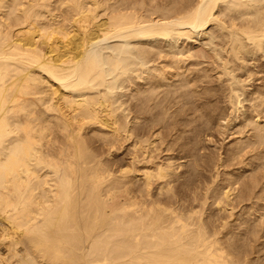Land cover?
<instances>
[{
  "label": "bare ground",
  "instance_id": "1",
  "mask_svg": "<svg viewBox=\"0 0 264 264\" xmlns=\"http://www.w3.org/2000/svg\"><path fill=\"white\" fill-rule=\"evenodd\" d=\"M200 36L225 89L183 75ZM262 59L264 0H0V264H264Z\"/></svg>",
  "mask_w": 264,
  "mask_h": 264
},
{
  "label": "rangeland",
  "instance_id": "2",
  "mask_svg": "<svg viewBox=\"0 0 264 264\" xmlns=\"http://www.w3.org/2000/svg\"><path fill=\"white\" fill-rule=\"evenodd\" d=\"M207 29H208V28H207ZM217 29H218V28H217ZM217 29H213V30H217ZM207 31L209 32V29H208ZM211 31H212V30H211ZM211 31H210V32H211ZM208 32H207V33H208ZM210 32H209V35H210V37H211V33H210ZM202 36H203V35H202ZM202 36H200L201 38L198 37V42H199V44L203 41L202 38H203L204 36H203V37H202ZM206 36L208 37V34H207ZM207 37H206V38H207ZM159 38H161V37H159ZM159 38H158V39H159ZM208 38H209V37H208ZM208 38H207V40H205L206 42H208ZM151 39H152V40H151ZM151 39H149V40H150V41H153V40H154L153 38H151ZM156 39H157V38H155V40H156ZM158 39H157V41H156V45H157V42H158V41H160V40L162 41L163 37H162V39H160V40H158ZM191 39H192V38H191ZM191 39H190V42L187 41V40H189V39L185 40V43H184V44H183L184 41H183V42H180L181 40H179L178 42H176V43H178L179 45H178V44H175V43L173 42L176 46H178V47L180 46V49H181V45H183L184 50H185V48H186V50H187L188 47H189V49H191L190 52H191V51H192V53L194 52V57H193V58H195V55L197 56V54H198V57H199V60H198V61H197V59H198L197 57H196V59H193L194 61L192 60L193 62H192L190 59H187L188 61H185V62H187V63H185V66L188 65V64H189L188 66L191 65V67H189V68H188V66H186L187 68H186V67L184 68V69L187 70L186 74L183 73V72H185L184 69H182V70H184V71H181V69H180V71L183 73V75H185V76L188 75V76H187L188 78H190L191 76H192L191 78H193L194 76H196L197 78H199V77L201 78V76L206 75V74H204V73L206 72V71H204V69H205V70L208 71V72H206V73L211 74V75L208 74L209 77L212 76V75H214L215 78H214L213 76L210 77V79L212 78V81L210 80V82H209V81H207V80H209L208 77H207V76H204V77H206L207 79L203 77V78H201V79H203V80H202L203 83H201L202 81H199L198 83H199V84H203V85H208V84L211 83L212 86H215V87H216V85L221 84V83L216 79V78H218V77H217L218 75L216 74V72H214V71H216V70L213 69L214 71H210V69L212 70V68H213L212 66H213V65L210 64L209 62L206 63L207 58L204 59L205 56H204V58H203V57L201 58V56H203V55H201V53H202L201 51H204V52L206 53V50H208L210 47H211V51H209V52H210L209 55H211V53L213 52V51H212V46H211V45L208 46V45H206V43H201V44H200L201 46H200L199 44L197 45L198 42H197V43H196V41L193 42L195 38H194L193 40H191ZM199 39H200V40H199ZM146 40H147V39H146ZM155 40L153 41L154 44H155ZM165 40H166V38H164V40H163V44H162L161 41H160L161 43L158 42V43L161 44V45H160V44H158V45L161 46V47H163L164 45H166V46L168 45L167 49L163 47L164 49L167 50L166 54L168 55L169 51L171 52L172 50H176L177 47H176V49H174L175 46H174V47H171L172 49L169 48V47L172 46V45L169 44L170 41H169L168 39H167L168 41H167V40L165 41ZM201 40H202V41H201ZM217 40H218V39H217ZM113 41H114V42H115V41L117 42V40H111V42H113ZM164 41H165V43H166V42H169V43H168V44H167V43L165 44ZM209 41H210V40H209ZM213 41L215 42L216 40H213ZM109 42H110V41H109ZM111 42H110V44L112 45ZM132 42H133V41H132ZM153 42H152V43H153ZM171 42H172V41H171ZM179 42H180V43H179ZM192 42H193V44H192ZM104 43H105V45H106V42H104ZM104 43H102V44H104ZM152 43H151V44H152ZM173 43H171V44H173ZM186 43H187V44H186ZM190 43L192 44V46H191ZM209 43H210V42H208L207 44H209ZM215 43H219V41H217V42H215ZM107 44H109V43H107ZM110 44H109V45H110ZM113 44H114V43H113ZM131 44H132V46H134L135 42H134V44H133V43H131ZM174 44H173V45H174ZM180 44H181V45H180ZM195 44H196V45H195ZM202 44L206 45L205 47H207V49H206ZM162 45H163V46H162ZM169 45H170V46H169ZM194 45H195V46H194ZM187 46H188V47H187ZM183 48H182L181 50H183ZM200 48H201V49H200ZM168 49H169V50H168ZM170 49H171V50H170ZM204 49H205V50H204ZM166 50H165V51H166ZM177 50H178V49H177ZM177 50H176V51H177ZM178 51H179V50H178ZM195 51H197V52H195ZM107 52L109 53V51H107ZM223 53H224V52H223ZM166 54H165V56H167ZM202 54H203V53H202ZM212 54H213V53H212ZM206 55H208V53H207ZM169 56H170V55H169ZM259 56H260V55H259ZM260 57H261V56H260ZM133 58H135V57H133ZM200 58H201V59H200ZM135 59L137 60V58H135ZM167 59H169V57H167ZM133 60H134V59H133ZM136 60L133 61V62H136ZM163 60H164V59H163ZM200 60H201V62H204V60H205L204 63H206V64H208V65L210 64V65H209L210 67H209V66H206L205 64H201ZM262 60H264V59H262ZM189 61H190V62H189ZM207 61H208V60H207ZM137 62H138V61H137ZM137 62H136L135 64H138ZM160 62H162V60H160ZM194 62H196V63H194ZM263 62H264V61H263ZM193 63H194V64H193ZM197 63H198V64H197ZM139 64H140V63H139ZM139 64H138V66H140ZM192 64H193L194 66H193ZM195 64H196V65H195ZM200 64H201V66H200ZM198 65L203 69L202 72H200V70H202V69L200 68V70H199ZM202 65H203V66H202ZM204 65H205V66H204ZM146 66H149V67L154 66V63H152L151 66H150V63H149L148 65H146ZM196 66H197L198 69L196 68ZM149 67H147V69H149ZM194 67H195V68H194ZM203 67H205V68H203ZM140 68H143V70H145L146 67L144 68L143 66H141V67H139V69H140ZM191 68H192V70H190ZM207 68H208V69H207ZM147 69L145 70V73H144V74H147V73H148V72L146 73ZM196 69H197V70H196ZM193 70H196V71H193ZM139 71H140V70H139ZM181 72H180V73H181ZM188 72H189V73H188ZM191 72H192V73H191ZM193 72H194V73H193ZM195 72H196V73H195ZM199 72L201 73V75L199 74ZM210 72H211V73H210ZM212 72H213V73H212ZM137 73L139 74V72H136V73L134 72L133 74L136 75ZM202 73H203V74H202ZM240 73H241V71H240ZM133 74H132V75L130 74L132 78H133ZM189 74H190V76H189ZM193 74H194V76H193ZM215 74H216L217 76H215ZM261 74H263V75L260 76ZM135 75H134V77H136ZM199 75H200V76H199ZM185 76H184V77H185ZM255 76H256L255 79H257V81H258V79H259L258 82L263 83L264 80L262 79V77H264V72H263V73H260V74L258 73V74H256ZM257 76H258V77H257ZM259 76H260V78H259ZM114 77H115L114 74H113V76L111 75L112 80H114L113 82H115V80H117V79H116L117 75H116L115 78H114ZM117 78H118V77H117ZM213 78H214L215 81L213 80ZM225 78H226V77H225ZM118 79H119V83H122V82H121L122 80L120 81V78H118ZM121 79H123V78H121ZM137 80H138V79H136V81H137ZM139 80H140V79H139ZM172 80L175 81L176 78L173 77ZM134 81H135V79H134ZM136 81H135V84H136V83H137L138 85L140 84V85H142V87L139 85V88H138V85L136 84L137 86H134V88L132 87L133 89H131L130 87L128 88L127 86H125V84H126L125 82H126V81L123 82V83H124V86H123V84L121 85V84L117 83V82H118V81H117L116 83H117V85H118L120 88L117 87V88H116L117 91L115 90L116 92H114V94L116 93V94H118V96H119V95L124 96V94H125V96H124L123 98H121V97L119 98V100L121 99V101H122V99H127L128 97H129L128 99H130V98L132 97V96H130L129 92H127L128 89H130V92H134L135 90L140 89V90H138V91H140V92L142 91L141 93L145 94V92H144L143 90H141V89H144V87L146 88L147 86H149L150 83L148 84V80L146 81L147 84L144 82L145 80H143V81L140 80L141 83L143 82L142 84L140 83V81H138V82H136ZM178 81H179V80H178V78H177V81H176L175 84H174L175 86L178 85V83H179ZM205 81H206V82H205ZM257 81H256L255 83L258 85V82H257ZM207 82H208V84H206ZM215 82H216V84H215ZM170 83H171V82H170ZM212 83H214V84H212ZM218 83H219V84H218ZM260 83H259V84H260ZM176 84H177V85H176ZM145 85H147V86H145ZM191 85H192L193 88L195 87V86H193L192 83H191ZM221 85H222V86H221ZM221 85H219V86H220L221 88L223 87V88L225 89V85H226V83H225V85H224V83H222ZM223 85H224V86H223ZM189 86H190V85H189ZM123 87H126L127 89H125V88H123ZM140 87H141V88H140ZM172 87H173L174 90H175V87H174V86H172ZM192 87H189V88H187V89H190V88H192ZM199 87L202 88L203 86L200 85V86H198V88H199ZM184 88H186V87H184ZM184 88H182V89H184ZM216 88H217V87H216ZM161 89H163V91H162V90H160L161 92L159 91L160 93H162V94H160V96L164 95L163 92H165L164 89H166V87H165V88H161ZM133 90H134V91H133ZM184 90H186V89H184ZM182 91H183V90H182ZM191 91H192V90H191ZM216 91H217V90H216ZM140 92H139V94L137 93V95L143 98L144 95L141 96V95H140ZM159 92H158V93H159ZM179 92H180V91H179ZM179 92H177V93H179ZM121 93H122V94H121ZM134 93H136V91H135ZM147 93H148V92H146V95H147ZM177 93H176V94H177ZM128 94H129V95H128ZM132 94H133V93H132ZM126 95H128L127 98H126ZM146 95H145V96H146ZM116 96H117V95H116ZM133 96H134V95H133ZM135 96H136V95H135ZM135 96H134V97H135ZM134 97H133V98H134ZM191 97H193V96H191ZM191 97L189 96V99H190ZM117 98H118V97H117ZM133 98H132L131 100H129L128 102H126V100H123L124 102L128 103V108L131 107V106L134 105V104H135V105L137 104V102H135V101L137 100V98L135 97L134 100H133ZM135 99H136V100H135ZM191 99L193 100V98H191ZM221 99H222V97H221L218 101H216V102H217V103L220 102L219 105H220L221 107H222V106H223V107H224V106L226 107V108L224 107V108H225L224 112L226 111V113H230L231 110H227V108L229 107V102L227 101L228 98H225V97H224L222 100H221ZM131 101L134 102V103H133V104H130V103H132ZM137 101H138V100H137ZM224 101H225V103H224ZM226 101H227V102H226ZM243 101H245V102H243ZM243 101H242V103H243V104L245 103L244 106H245V107L247 106V107L245 108V107L243 106V104H241V103H239V104H241L240 106H239L238 104H237L238 106L236 105V112H237L238 114H237V116L235 117V112L233 111V114H234L235 120H234V122L231 123L230 128L228 129V131H226L227 134H226V133H225V134H221V135H222V136H221V135H220V132H219V129H220L219 126H220V123L223 124V125H224V124L226 125L227 122H226V121L218 122V123H219V126H218V123L216 122V120H214V121H215L214 125H211L212 128H211V130H208V131H209V133H211V134L213 135L212 137H213V138L215 137V138L213 139V138L210 136L211 134H209L208 137H210V139L212 138V140H213L214 142H216L217 147H213V148H211L212 146H214V145H216V144L213 143V141H212V142H209V144H208V142H206V140L208 141V138H207V137H206V138L203 137L202 139H206V140H202V142H201V144L205 146V149H204L205 152H204V150L201 151V152L206 153V156H204V157H208L209 154L212 153V152L215 153L217 149H219V152H220V151H221L220 149H222V148H223V149H222L221 152H222V154H224L223 156H225V155H226L225 152H227V150L231 147V145H233L232 142H236V141H235L236 139H238L237 141H239V138L241 137V135H239V133H237V132L239 131L240 128H237V129H236V127L239 126V123L241 124V121H242V119H243L242 111L245 110V109H247L248 106H249V101H248V102H247V100H243ZM138 102H139V101H138ZM126 103L124 104V107L126 106ZM129 104H130L131 106H129ZM138 104H140V103H138ZM246 104H247V105H246ZM135 105H134V106H135ZM227 105H228V106H227ZM134 106H132L131 108H134ZM242 106H243V107H242ZM238 107H239V108H238ZM237 108H238L239 110H238ZM240 108H243V109H240ZM244 108H245V109H244ZM228 109H229V108H228ZM237 110H238L239 112H238ZM240 110H241V111H240ZM229 111H230V112H229ZM233 114H232V115H233ZM130 116H131V115H130ZM238 116H239V117H238ZM240 116H241V117H240ZM130 118H131V117H129L128 119H130ZM236 119H237V120H236ZM238 120H239V122H238ZM216 124H217V125H216ZM240 126H241V125H240ZM213 127H214V128H213ZM215 127H216V129H215ZM213 129H214V130H213ZM233 129H234V130H233ZM236 130H238V131H236ZM211 131H212L213 133H212ZM234 131L236 132V135L238 134L237 136H234L235 133H234V135H233L232 132H234ZM218 132H219V133H218ZM187 133H188V132H186V133H184V134L186 135ZM174 134L177 135V133H174ZM217 134H218V135H217ZM176 135H174V137H175ZM226 135H227V136H226ZM230 136H233V137H235V138H232V137H230ZM238 136H240V137H238ZM226 137H227V138H226ZM223 138H224L225 140L227 139L226 141H228V138H229L230 140L226 143V142H224L225 140H224ZM231 138H232V140H231ZM220 139H221V141H218V140H220ZM222 140H223V141H222ZM231 141H232V142H231ZM125 142H126V141H125ZM125 142L122 143V144L124 145V146L122 145L123 147H121V151H122V152L119 151V152H117V154H118L119 156H122L123 158H125V159H124V162H125V161L127 162V160H128L127 157L129 156L127 153H129V151H130V147H129V142H126V144H125ZM203 142H204V143H203ZM221 142H222V143H221ZM206 143H207L208 145H207ZM210 143H212V144H210ZM229 143H230V144H229ZM221 144H222V145L224 144V145L221 146ZM225 144H226V146H225ZM228 144H229V145H228ZM209 145H210V146H209ZM218 146H221V147L218 148ZM209 147H210L211 149H210ZM226 147H227V148H226ZM122 148H123V150H122ZM127 148L129 149V151L127 150ZM215 148H217V149H215ZM119 150H120V149H119ZM206 150H207V152H206ZM208 152H209V153H208ZM217 152H218V150H217ZM119 153H120V154H119ZM127 155H128V156H127ZM207 155H208V156H207ZM105 156H106V155H105ZM185 160H186V159H185ZM185 160L182 159V161H180V159H179V160H177V162H184ZM236 166L238 167L239 164L236 163V164L230 165L229 167H227L229 170L224 168V169H223V173H224V174L222 173V175H221L222 178H226V177H228L229 175H227L226 172H229V171H230V172H237L239 175H241V170L236 169ZM231 167H233V168H231ZM234 167H235V168H234ZM180 169H181V170H180ZM180 169H179V170L182 171V170L187 169V167H182V168H180ZM233 169H234V170H233ZM239 171H240V172H239ZM229 177H231V175H230ZM220 182H221V183H224V182L227 183L226 180H224V181L222 180V181H220ZM237 206H238V205H237ZM239 206H240V208H241V204H239ZM237 208H238V209H237ZM240 208H239V207H236V208L234 209L235 212L233 213V216H234L235 218L237 217L236 219H235L233 216H232V217L234 218L233 221H232L233 218H230V217H229L231 220L228 218V219H229V222H230V225H231V226H229V229H230V230L232 229V230H231L232 232H233L234 229H235L236 231H234V234H236L235 236H237V235L239 234V235L237 236V237H239V238H241V231L243 230V228H242L243 226L241 225V222H240V221H241V218L243 219L244 217H246L244 214L247 215V212H246L244 209L242 210V209H240ZM208 209H209V210L211 209V210L209 211ZM212 209H214L215 211L212 210ZM236 209H237V210H236ZM216 210L218 211V209H217V208H214V206H210V205H208L207 210H206V212H207L206 214H210V213L213 214V213H214V214L218 215V214L216 213V212H217ZM234 210H233V211H234ZM211 211H213V212H211ZM237 211H238L239 213H238ZM242 211H243V212H242ZM241 212H242V213H241ZM245 212H246V213H245ZM220 213L222 214L223 211H222V212L220 211ZM220 213H219V215H221ZM225 213H226V214H224V215H226V217H227V216H228V214H227L228 212H225ZM235 213H236V215H235ZM214 214H213V215H214ZM238 214L241 215V218H240V216H239ZM224 215L222 214V216H224ZM237 215H238V216H237ZM228 219H227V220H228ZM231 221H232V222H231ZM237 221H238V223H237ZM232 223H233V224H232ZM234 225H235V226H234ZM232 226H234V227L232 228ZM239 226H241V227H239ZM238 227H239L240 229H239ZM238 229H239V230H238ZM237 231H239V233H238ZM237 233H238V234H237Z\"/></svg>",
  "mask_w": 264,
  "mask_h": 264
}]
</instances>
